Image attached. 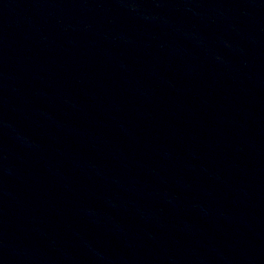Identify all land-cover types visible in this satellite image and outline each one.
Instances as JSON below:
<instances>
[{"label": "water", "instance_id": "obj_1", "mask_svg": "<svg viewBox=\"0 0 264 264\" xmlns=\"http://www.w3.org/2000/svg\"><path fill=\"white\" fill-rule=\"evenodd\" d=\"M0 264H264V0H0Z\"/></svg>", "mask_w": 264, "mask_h": 264}]
</instances>
